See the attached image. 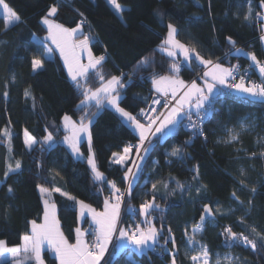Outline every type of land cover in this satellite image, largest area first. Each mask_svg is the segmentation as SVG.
I'll return each instance as SVG.
<instances>
[{
	"label": "trees",
	"instance_id": "16d2710c",
	"mask_svg": "<svg viewBox=\"0 0 264 264\" xmlns=\"http://www.w3.org/2000/svg\"><path fill=\"white\" fill-rule=\"evenodd\" d=\"M6 2L21 18V22L8 27L6 19L0 17V133L8 128L12 134L11 154L7 139L0 134V180L4 179L8 163L14 166L16 160L21 162L20 172L10 174L7 182L0 185V240L6 241L9 247L22 245L23 235L31 231L30 222L41 223L43 219L44 197L39 186L50 191L59 188L67 194L62 196L53 191L51 202L57 206L61 229L69 243H75V229L79 223L78 205L67 197L70 195L84 201L97 211L103 210L106 198L114 197L110 184L94 179L87 163L88 143L81 145L83 158H75L63 144V115L78 120L83 113L77 108L81 92L70 79L60 56L55 54L52 59L40 57L44 60V68L38 72L32 70L31 61L43 51L40 40L47 34L41 20L51 6L58 7L53 19L66 28H76L80 20L85 19L87 25L82 26L84 36L91 33L98 39L90 41L93 53L95 56L107 55L101 66L105 78L124 76L125 87L119 89L120 106L139 120L138 113L147 109L155 91L152 76L169 74L167 70L172 58L158 50L162 39L167 36L169 24L177 28L178 40L194 47L213 64L228 67L240 63L247 66L253 63L247 53L264 60V7L261 0H118L125 8L123 22L104 17L77 0ZM249 10L251 17L246 20ZM228 37L235 41L236 48L243 50L241 53L235 52ZM145 58L151 63L141 65ZM177 61L183 60L179 57ZM180 68L179 76L186 83L195 80L201 84L203 64L195 60L191 67L181 63ZM89 84L92 88L99 86L92 72ZM26 89L30 90L31 96L25 97ZM5 91L7 97L3 95ZM32 97H35L34 101ZM94 111L96 109L92 107L90 112ZM122 121L111 108L105 106L101 109L92 125L91 146L99 171L124 192L129 182L125 178V169L133 167V162L125 167L115 165L112 163L113 154H122L124 148L138 145L139 138ZM25 129L37 140H42L47 131H51L59 143L51 149L36 145L29 151L24 143ZM203 129L205 138L192 136L179 126L173 135L151 139L153 147L147 156L143 152L138 179L131 195L126 194L120 228L129 229L141 224L144 216L139 214L140 205L155 196V203L160 208L152 214L153 223L158 229L164 226L160 244L146 254L134 253L129 257L126 250L114 255L115 242L103 264H171V256L164 248L169 227L179 249L177 264H193L186 255L188 236L185 232L193 234L192 229L200 223L205 204L214 212L218 207L223 213L206 218L204 231L195 234L198 241L207 246L212 261L230 254L234 259L232 264H264V246L260 239L264 236V156L261 155L264 152V101L243 100L236 92L220 96ZM233 132L239 134L238 139L229 143ZM176 147L183 149V159L170 156ZM252 153L256 156L252 157ZM197 166L198 181L193 179ZM241 180L248 187H243ZM177 181L185 186L183 190L177 188ZM153 183L157 185L155 192ZM201 183L207 187L197 192ZM164 184L168 187L165 188ZM9 186L13 188L12 193L8 192ZM252 187L256 188L254 194L250 191ZM233 191L242 204L232 197ZM129 209H136V214ZM241 217L244 223L240 222ZM89 226L90 221L86 219L85 232L90 230ZM227 226L255 239L257 249L226 246L222 232ZM252 227L256 233L250 231ZM166 247L174 250L171 242ZM43 258L46 264H57L49 251L44 252Z\"/></svg>",
	"mask_w": 264,
	"mask_h": 264
},
{
	"label": "snow or ice",
	"instance_id": "6c2138e0",
	"mask_svg": "<svg viewBox=\"0 0 264 264\" xmlns=\"http://www.w3.org/2000/svg\"><path fill=\"white\" fill-rule=\"evenodd\" d=\"M115 12L123 19V13L125 8L118 2V0H107ZM261 6L264 7V0H261ZM0 8H2L5 15L6 23L14 25L21 22L20 16L9 6L6 0H0ZM58 7L53 5L48 10L47 14L42 18L41 23L46 26L47 35L40 40V46L43 51L39 55L34 56L31 65L32 70L44 68V60L40 57H50L54 51L53 48L48 46V41H51L55 45V48L59 50L60 55L64 58V62L68 67L69 75L75 84V87L81 92L80 103L77 108L83 114L78 120H74L70 115H63L62 128L65 132L63 136V143H66L77 158H82L83 153L80 151V143L82 138L87 140L89 150L91 151L92 144V125L95 117L98 115L101 109L105 106H109L114 109L123 118V123L129 127L138 131L139 133V144L135 146H128L124 148L123 154L114 153L112 163L124 165L130 159V153L132 148H136V156L143 161L144 157L140 156L141 149L144 155L149 154V150L153 147L151 144V138H156L157 134L167 135L172 130L180 126L184 119H187L189 127L202 134L200 121L209 113V109L215 104L220 96L226 95L224 89L229 91H235L241 94V99L248 100H260L264 101V80L261 83L251 81L250 78L246 82L244 76H238L237 70L239 66L223 67L221 64H213L211 59H204L194 47H189L178 40L177 28L169 24L167 36L161 41L158 46L160 52L166 53L168 57L172 58V61L168 68L166 75H153L152 84L155 88L158 97L152 100V104L160 105L164 111L155 112V109L149 105V110L145 111L141 109L138 115L143 118L146 123H142L141 120L137 119L136 115L126 111L120 106L122 99L119 89L125 87L122 82V77L111 76L106 79L101 66L105 60L104 56H94L91 49L89 48V38L85 36L83 39H76L77 33L82 34V25L86 22L82 19L80 24L76 28H66L62 24L57 23L53 17L57 15ZM83 17V13H80ZM259 17L260 14L258 13ZM251 17V10L249 14L245 16L248 20ZM264 30V29H262ZM229 44L235 49L236 53H241L243 50L235 47V41L231 37H228ZM264 39V37H262ZM87 54V63H82L84 54ZM182 54L183 61H177L175 58L177 55ZM255 65L259 69L262 77H264V63H262L255 54L247 53ZM195 59L203 64L205 67L211 65L208 71L203 73L202 79H204L203 86L198 85L195 80L190 83H186L180 78V65L181 63H191ZM141 65H148L151 63L148 58L142 60ZM92 72L96 79L99 81V86L92 88L89 84V72ZM238 80V82H237ZM14 82V78H13ZM5 97L8 96L7 91L3 93ZM25 97L31 96L30 90L26 89L24 92ZM33 101L35 97H32ZM164 103L161 105V100ZM175 102L174 104L172 102ZM95 107L96 111L90 112V109ZM197 119L193 120V116ZM47 131V129H46ZM3 137L7 139L9 144V154L12 152L11 139L12 134L8 128L2 130ZM239 134L233 132L229 143L236 141ZM24 143L29 151L34 150V146L39 145L42 149L45 145L48 149L53 148L59 143L53 135V132L47 131V134L42 140H37L32 136L27 129L24 130ZM148 142V146L145 147V142ZM186 143H190L187 141ZM183 149L176 147L170 153L172 157H179L183 159ZM264 156V152L261 153ZM252 157L256 156V153L251 154ZM87 163L91 166V170L94 173V179L97 181H104L110 184L113 190L112 197L104 200V207L102 211H97L90 205L84 203V201L76 200L73 196H68L69 200L74 201L79 206L80 218L83 220L86 213L91 216V225H94L91 233L82 231L81 228L75 229V243H69L68 239L64 236L60 228V222L56 217V205L51 202L52 192H60L62 196L67 195L61 192L59 188H53L51 191L43 186H39V192L42 196H46L44 200V212H43V223L38 224L36 220H32L31 231L29 234H25L22 237V245L9 247L7 242L0 240V264H8L9 258L13 264H44L42 259V252L45 247L56 254L60 264H101L104 259L105 253L108 251L109 245L112 243V237L117 233V225L120 222V209L123 201L124 192L116 186L115 182L107 181L104 174L99 171L96 166L94 153L87 158ZM133 167L136 172L133 171ZM133 167H127L125 169V178L129 179L127 186V195H131L134 182L138 179L137 173L141 170L139 164L133 162ZM21 170V162L15 161L13 166L12 163H8L6 171L4 173V179L0 180V185L7 182L10 174H17ZM241 174H244V170L241 169ZM59 175V173H56ZM199 169L198 166L194 169V180H199ZM243 187H248L243 180L240 181ZM177 188L183 190L184 185L179 181L176 182ZM157 185L152 184V190L155 192ZM167 188L168 185L164 184ZM206 185L202 183L198 186L197 192L201 188H206ZM102 190V189H101ZM250 191L254 194L256 188L252 187ZM8 192L12 193L13 188L8 187ZM232 197L239 201V196L236 192H232ZM251 203V201H249ZM160 206L155 203V196L151 201H145L140 205L139 214L144 216V220L141 224L146 227H141L137 224L134 229L120 228L118 232L119 241L123 242L119 245V249H114V255L118 254L119 250H126L129 257L133 256L134 253L146 254V250L154 249L155 246H159L160 237L164 231V226L158 229L153 223V212L159 209ZM129 211L135 215L136 209H129ZM216 213H220V209L217 207L215 212L211 206L205 204L202 209V215L200 216V223L195 225L192 229L193 235L188 236L187 245L190 251H195V255H191L190 259L193 264H210V253L206 245L195 240L194 234L197 232L202 233L204 231V223L206 218H212ZM223 214V213H220ZM241 223H244L243 217L240 219ZM169 236L164 239L165 252L171 256V264H177V253L179 249L176 248V241L172 230L169 227L167 229ZM251 232L256 233V229L252 227ZM87 235L93 237L92 241L89 242L86 239ZM222 235L226 239V246H244L250 247L253 251L257 249V241L250 238L249 235H245L243 232L237 233L233 231L231 226H227L223 229ZM257 235H259L257 233ZM262 246H264V236L260 237ZM171 242L174 250L167 249V244ZM128 245L132 247L129 248ZM21 253L24 254V258L21 259ZM7 254V255H6ZM224 259L228 261V264H232V257L226 256ZM238 259V258H237ZM109 264V262H105ZM215 264H221L220 259L217 258Z\"/></svg>",
	"mask_w": 264,
	"mask_h": 264
},
{
	"label": "crops",
	"instance_id": "0c3cea01",
	"mask_svg": "<svg viewBox=\"0 0 264 264\" xmlns=\"http://www.w3.org/2000/svg\"><path fill=\"white\" fill-rule=\"evenodd\" d=\"M81 5H83V6H85V7H89V8H93V9H95V10H97L100 14H102L104 17H107V18H110V19H115V20H117V21H120V22H123L122 21V19L120 18V16L115 12V9L113 8V6H111L109 3H107V0H77ZM7 26L9 27L10 25L9 24H7ZM45 27V26H44ZM46 28V27H45ZM47 30V29H46ZM47 35V34H46ZM84 38V31H83V29H82V34L81 33H77V36H76V39H83ZM48 43V46L49 47H51V48H53L54 49V51H53V53H52V55L50 56V57H46V58H48V59H52L54 56H55V54H58L59 56H60V58H61V60L63 61V63H64V65H65V67H66V70H67V72H68V67H67V65L65 64V62H64V58L60 55V52H59V50L58 49H56L55 48V46L51 43V42H47ZM89 48L91 49V51H92V54L95 56V54L93 53V50H92V48H91V43H89ZM82 62L83 63H87V54L85 53L84 55H83V58H82ZM91 73V71L89 72V74ZM68 75H69V72H68ZM69 77H70V79H71V76L69 75ZM72 80V79H71ZM153 89H155L154 87H153ZM237 93V92H236ZM177 130H178V127L174 130V132H173V134H175L176 132H177ZM169 133H171V132H169ZM137 134V133H136ZM172 134V135H173ZM137 136H138V138H139V134H137ZM157 136H161V138L162 139H164L167 135H162V134H159V135H157ZM146 143V142H145ZM136 148H132V153H130L129 155H130V159L124 164V165H121V166H123V167H125V166H127L130 162H134L135 161V163H136V161H137V159H138V157L136 156V153L134 154V150H135ZM142 150V149H141ZM141 152V151H140ZM123 154V153H122ZM115 164V163H114ZM133 164V163H132ZM115 165H120V164H115ZM128 179H130V178H128ZM46 198H45V196H44V199H43V204H44V200H45ZM114 197H113V201H114ZM122 207V206H121ZM89 215V217H90V219L88 218V217H86V219H89V221H90V225H91V216H90V214H88ZM120 215H121V209H120ZM56 217H57V219L59 220V218H58V209H57V206H56ZM86 219H85V221H86ZM85 221H84V219L81 221V219H80V212H79V206H78V223H79V228H80V225H81V223L83 222V225L85 224ZM41 223H43V219H42V221H41ZM38 224H40V223H38ZM83 227V226H82ZM94 226L92 225V226H89V228H93ZM60 228H61V225H60ZM61 231H62V229H61ZM83 231H85L84 229H83ZM63 232V231H62ZM64 234V233H63ZM65 236V235H64ZM113 239V238H112ZM109 247H111V244L109 245ZM109 247H108V249H109ZM45 251H49L50 253H51V255L56 259V261H57V264H60V262H59V259H58V257L56 256V254L54 253V252H52L51 250H49L48 248H47V246L45 247V249H44V251L42 252V259L44 260V258H43V256H44V252ZM107 253H108V251L105 253V256H104V259H105V257H106V255H107ZM24 258V254L23 253H21V259H23ZM103 259V260H104ZM102 260V261H103ZM8 264H13V262H12V260L10 259V260H8ZM29 264H31V262H29ZM44 264H46V262H45V260H44Z\"/></svg>",
	"mask_w": 264,
	"mask_h": 264
},
{
	"label": "rangeland",
	"instance_id": "374dc122",
	"mask_svg": "<svg viewBox=\"0 0 264 264\" xmlns=\"http://www.w3.org/2000/svg\"><path fill=\"white\" fill-rule=\"evenodd\" d=\"M0 17H4L5 18V15H4V13H3V10H2V8H0ZM11 26V25H10ZM46 27V26H45ZM85 37V36H84ZM264 37V36H263ZM49 42H51V41H49ZM89 43H90V40H89ZM54 45V44H53ZM262 45H263V48H264V39H262ZM55 46V45H54ZM179 57L180 58H182V60H183V56H182V54H179L178 53V55H177V57L175 58L176 60H178L179 59ZM193 62H195V59H193L192 60V62L191 63H185L188 67H191V65H192V63ZM83 63V62H82ZM223 67H226L225 65H223V64H221ZM205 67V66H204ZM228 67H231V65H229ZM211 68V65H209V66H207V67H205V69H204V71H203V73L205 72V71H208L209 69ZM181 69V68H180ZM41 70V69H40ZM39 70H37L36 72H38ZM123 78H124V76L122 77V80H123ZM182 79V78H181ZM198 84V83H197ZM203 84H204V79H202L201 78V84H198V85H201V86H203ZM128 85V84H127ZM126 85V86H127ZM235 92V91H234ZM239 94V93H238ZM239 95H241V94H239ZM149 105H152V98H151V102H150V104ZM162 105V104H161ZM106 107H108V108H111V107H109V106H106ZM149 108V107H148ZM147 108V109H148ZM112 109V108H111ZM155 109V112L158 114L159 112H161V111H164V109L161 107V106H158V107H156V108H154ZM112 110H114V109H112ZM115 111V110H114ZM116 112V111H115ZM117 113V112H116ZM119 114V113H118ZM193 117H196L195 115L193 116ZM122 118V117H121ZM122 120H123V118H122ZM142 121V120H141ZM187 122V120L186 119H184L183 120V122H182V124L180 125L181 127H183V124H185L186 122ZM143 122V121H142ZM144 123V122H143ZM131 128V127H130ZM178 128H179V126H178ZM135 133H137V134H139L138 133V131H136V130H134L133 128H131ZM175 130V129H174ZM174 130H172L171 131V133H168L167 134V136H169V135H172L173 134V132H174ZM157 135H159V134H157ZM166 136V137H167ZM150 139H152L151 137H150ZM84 142H87V140L85 139V138H82V140H81V143H80V145H79V147H80V151H81V145H82V143H84ZM147 141H146V143H145V147H146V145H147ZM68 149H69V147H68V145L66 144V143H63ZM6 145L7 146H9V144H8V142L6 143ZM92 145V144H91ZM47 146V145H46ZM89 146V145H88ZM27 147V146H26ZM28 149V148H27ZM70 150V149H69ZM71 151V150H70ZM81 153H82V151H81ZM94 152H93V150H92V146H91V151L89 152V156H91L92 154H93ZM74 155V154H73ZM143 155V150H141V152H140V156H142ZM75 156V155H74ZM84 156V155H83ZM75 158H77L76 156H75ZM83 158V157H82ZM94 159H95V154H94ZM139 162H140V159L138 158L137 159V161H136V164H139ZM95 163H96V159H95ZM91 167V166H90ZM133 171L134 172H136V169L133 167ZM124 193H125V195H124V198H123V201H122V203H121V214H122V209H123V204H124V200L126 199V194H127V191H124ZM44 197V196H43ZM86 217H88L89 219H90V217H89V215L86 213V215H85V218H84V221H85V219H86ZM81 219V218H80ZM120 219H121V215H120ZM81 221H82V219H81ZM83 222L81 223V225H80V228H81V230L83 231ZM94 226V225H93ZM140 226L141 227H144L142 224H140ZM146 227V226H145ZM122 228H125V227H122ZM89 229H91V228H89ZM119 229H120V222L118 223V225H117V233L116 234H114L113 235V239H112V243H111V247H112V245L116 242V247H115V249H119V245L121 244V243H123V242H121V241H119V238H118V232H119ZM125 229H127V228H125ZM198 233V232H197ZM196 234V233H195ZM195 234H194V238H195V240H197L198 241V239L196 238V236H195ZM193 235V234H192ZM87 239V238H86ZM88 240V239H87ZM129 246V245H128ZM111 247H109V249H108V253H109V251H110V248ZM148 250H150V249H148ZM148 250H146V252L148 251ZM123 251H125V250H119V252H118V254H116L115 256H118L121 252H123ZM186 255L188 256V258H190V256L191 255H195L196 254V252L195 251H190L189 250V247H188V245L186 246ZM108 253H107V255H108ZM138 254H140V253H138ZM7 255V254H6ZM107 255H106V257H107ZM226 256H231L230 254H226V255H224V256H218L217 258H219L220 259V262H228L226 259H224ZM105 257V258H106ZM232 257V256H231ZM9 260H10V258H9ZM105 260V259H104ZM104 260L103 261H101V264H103V262H104ZM233 257H232V262H233ZM215 262L216 261H212V259H211V257H210V264H215Z\"/></svg>",
	"mask_w": 264,
	"mask_h": 264
},
{
	"label": "built area",
	"instance_id": "2783aa9c",
	"mask_svg": "<svg viewBox=\"0 0 264 264\" xmlns=\"http://www.w3.org/2000/svg\"><path fill=\"white\" fill-rule=\"evenodd\" d=\"M80 22H81V20H80ZM85 25H87V22H85L82 26H85ZM86 36L89 38L90 41H94V42L98 41L97 37L93 36L91 33L87 34ZM99 56H104L105 58H107L106 53H103V54H101ZM99 56H97V57H99ZM260 61L262 63H264V60H260ZM214 64H216V63H214ZM233 66H239L236 74L238 76H244L245 79H246V82L249 80V78H250L251 81H254L256 83H261V81L264 80V77L261 76V74L259 72V69L256 68L253 63H251L250 65H247V66H243L240 63H235L234 65H231V67H233ZM237 82H238V80H237ZM224 92L225 93H232L234 91H229L228 89H224ZM158 96H159L158 93H156L155 91L152 92V100L154 98L158 97ZM163 103H164V100L162 99L161 100V104H163ZM172 103L174 104L175 102L173 101ZM151 106H152V108H156V107H158L160 105H154V104H152ZM212 107L209 109V113L204 117V119L202 121H200V126H201V129H202V134L198 133L196 130H194L191 127H189V123L190 122L187 119H186L187 122L185 121L186 123L183 124V129L185 131H187L188 133H190L192 136H200V137L205 138V134H204V129L203 128H204L205 121H206L208 115L210 114V112L212 110ZM148 110H149V108L146 109L145 111H148ZM140 118H141V120L144 123H146V121H144L142 117H140ZM196 119H197V117H193V120H196ZM134 228L135 227L132 226L129 229H134ZM86 232L87 233H91L92 230L90 229V230H87ZM86 238L88 239L89 242H91L92 239H93V237L91 235H87Z\"/></svg>",
	"mask_w": 264,
	"mask_h": 264
}]
</instances>
